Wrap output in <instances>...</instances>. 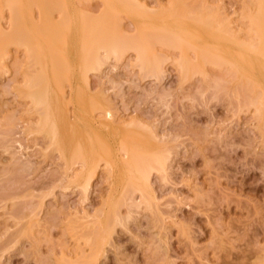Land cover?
I'll use <instances>...</instances> for the list:
<instances>
[{
  "label": "rangeland",
  "instance_id": "374dc122",
  "mask_svg": "<svg viewBox=\"0 0 264 264\" xmlns=\"http://www.w3.org/2000/svg\"><path fill=\"white\" fill-rule=\"evenodd\" d=\"M79 1L69 3L72 10L76 5L73 19L86 13L77 14V4L87 11L86 17L88 13L91 17L102 14L101 19L97 16V20L90 19L99 26L102 24L98 22H105L106 28L114 32L115 41L124 39L126 36L122 34H125L135 38L138 44L153 45L149 47L163 59L162 71L158 73L154 66L143 67L136 57V49L128 47L120 50L117 57L105 49L100 50L102 64L91 68L89 65L94 64L83 62L79 49L80 40L84 39L80 34L83 28L65 39L64 32L61 33L65 20L59 13L62 6L59 4L57 9L56 5L55 15L51 13L59 18L53 20L56 26L51 25L52 16H47L48 23H45L37 6V21L41 18L46 29L42 30L37 22L38 30H42L40 33L37 30V44L41 46L37 47V79L40 80H37V89H43L45 95L46 87H50L51 112L44 103L38 106L43 105L45 114L38 106L39 111L35 112L37 109L30 105V99L21 95L27 53L12 44L14 51L17 48L14 58L12 51L0 68V264H85L90 259L94 264H264V120L259 119L254 105H247V96L244 103L245 94L239 93L242 85L238 91L236 83L239 82L230 81L231 73L226 76V64L225 67L222 62L204 64L197 55L200 47L190 45L189 50L180 49L173 44L170 33V39L168 36L165 39L171 41L170 45L168 40L164 42L165 36H159L161 29L166 31L168 26L175 24L182 26V20L195 26L197 21L191 14L197 16L203 11L211 16L230 17L234 28L239 29L247 7L244 3L249 0ZM109 11L114 16H110ZM186 11H189L187 16L190 15L187 19ZM176 12L180 15L184 12V16ZM80 17L76 21L80 19L81 23L84 18ZM7 22L6 18L5 28H8ZM84 24L80 25L84 27ZM134 25H138L137 28ZM150 26L154 34L150 32L152 36L148 37ZM198 28L192 29L198 32ZM95 29L93 26L91 31L94 33ZM117 31L120 36L115 39ZM49 32L55 44L48 37ZM137 33L142 34L144 40ZM47 39L49 43L45 42ZM59 39H65L67 46ZM129 40L121 41L122 47L123 44L126 47ZM84 41L87 45L90 42ZM41 43H47L48 48L50 43L54 46L47 51ZM82 45L85 47L84 43ZM91 46L87 54L92 52ZM43 51L47 53L44 55ZM49 51L57 57L53 62L63 57L61 61L66 64L61 62L57 70L55 64L59 62H51L53 53ZM85 58L87 55L83 60ZM185 58L193 63L189 68L179 63ZM80 60L91 69L83 71ZM224 76L227 81L223 80ZM86 80L90 82L89 88L83 84ZM47 111L52 120L46 125ZM56 112L64 116H56ZM39 113H43L42 120ZM52 121L60 147L52 135L45 132L53 128ZM103 138L118 158L124 154L121 159L126 160L129 155L126 153L135 152L145 155H141L142 160L149 156L147 159L153 161L150 155L152 158L159 155L163 164L144 168L148 185L140 188L137 184L139 171L129 172L125 168L126 173L124 167H108V170L101 160V165L90 177L88 189L84 188L76 178L78 171L84 170L83 159L77 156L73 159L72 151L81 143L87 147L86 151L95 146L97 157H100L105 153ZM96 143L101 146L97 144L96 147ZM98 240L102 247L96 254Z\"/></svg>",
  "mask_w": 264,
  "mask_h": 264
},
{
  "label": "bare ground",
  "instance_id": "6f19581e",
  "mask_svg": "<svg viewBox=\"0 0 264 264\" xmlns=\"http://www.w3.org/2000/svg\"><path fill=\"white\" fill-rule=\"evenodd\" d=\"M77 1H79V0H76V2ZM84 1V0H83ZM110 1V0H109ZM114 0H112V2H113ZM119 1V0H118ZM118 1H116L117 2V4H118ZM121 1V0H120ZM119 1V2H120ZM126 0H122V2H125ZM128 1H130V0H128ZM133 1V0H132ZM131 1V2H132ZM61 2V3H60ZM71 2V0H0V68L1 67H3V65L1 66V63L2 64H4V62H7L6 60L9 58V55L11 54V52H12V59L14 58V56H13V54H14V52L17 50V48H15L16 50L14 51V49H12L11 48V45L12 44H15L18 48L19 47H22V49H24L25 50V52L27 53V56H26V58H27V60H28V62H27V66L25 67V71H24V75H25V78H24V76H23V78H24V85L25 86H21V87H24V89H20V92H23V93H21V95H23L24 94V96H26L28 99H30L29 101L31 102L30 103V105L31 106H34V109H37L38 107L39 108H42L43 109V105L42 106H38V104H40V103H44L45 104V107H46V109H48L49 111H50V108H51V103H50V98H51V96H49V88H47L46 87V89H45V95H43L42 93H43V89H40V91H39V89H37V88H39V87H37V80H39V79H37V60H38V57H37V47H39L40 46V44L38 45L37 44V30H38V28H37V22L39 21H37V17L39 16V13L37 12V10H38V8H39V12L41 13V16L43 17L42 19L43 20H45V23H48L47 21H46V17L48 16H52L54 13H53V11L56 9V5H57V9H59L60 7H59V4H60V6H62V8L60 9V10H62V12L61 11H59V13H60V15L61 16H63L62 17V19H63V21L65 20V23H63L62 24V29L61 30H63L62 32L61 31H59V32H61V33H63L64 32V38L65 39H67V37L68 38H70V37H72L75 33H77L79 30H81L82 28V30H81V33L80 34H83L82 36L84 37V39H82V40H80V42H81V44H80V46H79V49L81 48V51H82V61L84 62V61H86L87 63H90V61H91V63L92 64H94V65H89L91 68H95L96 66H101V64H102V62L101 61H103L102 60V57L103 56H101L100 57V55H102L100 52H102V51H100V50H102V49H105L104 51H106V52H108L109 54L110 53H112L114 56H118L119 55V53L122 51V50H124V49H126L127 47L130 49V48H132V49H136V52H138V54H137V56L136 57H138L139 58V61H140V63L142 64V66L144 67V66H146V65H149V66H154L153 68H155V71H158V73L159 72H161L162 71V67H163V59H162V57H161V55L160 56H157L156 54H158V52H156L155 50L153 51V45L151 46L150 44H138L137 42H136V40L134 41V39H132L133 37L132 36H130V35H125V34H122L123 35V37H128V38H130L131 37V39L129 40V39H127V40H129V42H130V44H129V42H128V45H130V46H126L125 47V44H123L124 45V47H122V43H126L127 42V40H126V37L123 39H121V41H122V43H121V41L120 40H117L116 39V37H118V36H120V35H118L119 34V32L116 34H114L115 36H114V38L116 39V41L113 39V37H112V35H113V33L114 32H112V30H110V29H108V28H106V26H107V24H105V22H98V23H100V24H102L101 26H99V25H96L94 22H95V20H97V18H96V16H92L95 20L93 21V19H90V18H92L91 17V14L90 13H88V16L86 17V13H87V11L86 10H83L84 8H83V6L82 5H80L79 6V4H77L78 5V10H80V11H78L77 9V14H78V12H79V14L80 15H82L81 14V12L83 11H85L83 14V16H85V17H80V16H78V17H80V18H84L83 19V23H85L84 25V27H83V25L81 26L80 24H83L82 22L80 23V19H79V22L78 21H76L77 20V18L78 17H76V19H73V17H74V15H75V11H73L75 8H76V5H75V7H74V9L72 10L71 8H70V3ZM74 2H75V0H74ZM75 2V3H76ZM82 2V1H81ZM130 2V3H131ZM63 3V4H62ZM78 3V2H77ZM79 3H80V1H79ZM113 3H115V2H113ZM121 3V2H120ZM126 3V2H125ZM69 4V5H68ZM131 4H133V3H131ZM180 4V3H179ZM178 4V5H179ZM73 5V6H74ZM106 5H108L107 3H106ZM113 5V4H112ZM139 5V4H138ZM141 5V4H140ZM247 7H246V6ZM37 6H38V8H37ZM51 6V7H50ZM72 6V5H71ZM125 6H127V5H125ZM55 7V8H54ZM59 7V8H58ZM111 7V6H110ZM109 7V8H110ZM136 7V6H135ZM138 7V9H139V6H137ZM179 7V6H178ZM244 7H246L245 9H244V13H243V17H244V21H243V23L241 24V26H239V29H238V27H236V28H234V26H233V20H231L232 18H230V17H222V16H219L218 14L216 15H210L209 13H206V10H205V13L206 14H204V11H203V13L201 12L200 14H198L197 16H196V14H191V17H194L195 18V20L197 21V22H195L194 24H195V26L193 25V27L191 26V23L190 22H188L187 20H184L185 22L183 23V20H182V22H181V24H187V26H184V27H182V26H180V25H178V24H175V25H171V26H168V29L165 31V28L162 30L161 29V31H164L163 33L161 32H159V36H160V38H163L164 36V38H163V40H164V42L166 41L167 42V40H165L167 37L166 36H173V40H174V42H173V44H175L177 47H179L180 49H185V50H187L188 49V47H190V45H193L194 46V48L196 47L197 49L200 47L201 49L198 51L199 52V54H197L198 56H200V59H201V61H203L204 62V64H205V62H211V63H215V64H221V62L222 63H224V67H225V64H226V70L228 71H225V73H227L226 74V76L229 74L230 75V73H231V77L232 78H230V81L232 80V79H234V80H236V81H238L239 82V84L238 83H236L238 86H239V88H237V86H236V88L238 89V91L240 90V86L242 87V89H243V91H242V89H241V91H239V93H241L242 92V94L244 93L245 95L243 96V98L245 99V97H246V99L248 100V103L249 104H247V105H250V104H252V105H254L255 106V109H256V113L258 114V116L260 117H258L260 120H264V0H249V1H246V3H244ZM50 8V9H49ZM52 8H54V9H52ZM73 8V7H72ZM81 8H82V10H81ZM121 8H122V6H121ZM125 8V7H124ZM123 8V10H126V9H124ZM134 8V7H133ZM142 7H140V9H141ZM169 8H171V7H169ZM52 9V10H51ZM137 8H136V10H138ZM165 9V8H164ZM164 9H163V11H164ZM178 9L179 8H177V10H175V11H178ZM108 10H110V9H108ZM107 9H106V11H108ZM122 10V11H123ZM166 10V9H165ZM56 11V10H55ZM120 11V10H119ZM139 11V10H138ZM180 11V10H179ZM183 10H181V12H182ZM7 12V13H6ZM113 12V11H112ZM121 12V11H120ZM119 12V13H120ZM128 13H129V11H127ZM51 13H53V14H51ZM57 13V12H56ZM162 13H164V12H162ZM162 13H160V14H162ZM174 13V12H173ZM177 13V12H176ZM58 14V13H57ZM77 14H76V16H77ZM109 15H110V11H109V13H108ZM178 15H180L179 13H177ZM183 14H184V12H183ZM182 13H181V15H183ZM187 14H189V11L187 12L186 11V15H185V17H186V19H187V17L188 16H190V15H188L187 16ZM38 15V16H37ZM55 15V14H54ZM106 15V14H105ZM166 15V14H165ZM164 15V16H165ZM175 15V14H174ZM173 15V16H174ZM180 15V16H181ZM193 15V16H192ZM60 16V17H61ZM102 14H101V16H97L98 18H102ZM110 16H114L112 13H111V15ZM133 16V15H132ZM141 16V15H140ZM150 16V15H149ZM184 16V15H183ZM45 17V18H44ZM55 17V16H54ZM53 16L51 17V25L53 24V25H55L56 26V24L55 23H53V22H56V21H53V20H55L56 19V17L54 18ZM159 17V16H158ZM182 17V16H181ZM6 18L8 19V28H5V23H4V20H6ZM54 18V19H53ZM146 18V17H145ZM153 18V17H152ZM162 18V17H161ZM164 18V17H163ZM162 18V19H163ZM189 18V17H188ZM59 18L57 17V19L56 20H58ZM143 19V18H142ZM149 20L151 19V18H148ZM155 19V18H154ZM48 20H49V18H48ZM61 20V19H60ZM87 20V21H86ZM193 20V19H192ZM62 21V22H63ZM91 21H93V23H92V25H91ZM100 21V20H99ZM102 21V20H101ZM174 21H175V19H174ZM40 22V23H39ZM38 23H39V27L42 29V30H44L45 28H44V25L42 24V20H41V18H40V21H39ZM89 22V23H88ZM143 22V21H142ZM153 22V21H152ZM190 24H188V23ZM58 23H61V21L60 22H58ZM78 23H79V25H78ZM88 23V24H87ZM105 25H104V24ZM140 23V22H139ZM173 23V22H172ZM90 24V25H89ZM93 24H95L97 27H95V25H93ZM137 24V23H136ZM193 24V23H192ZM52 25V26H53ZM90 26V27H88L87 28V26ZM170 25V24H169ZM46 26H48V24L46 25ZM93 26H94V29L95 28H97V29H95L94 31V33H93V31H91L92 30V28H93ZM102 26H104V27H102ZM135 26V25H134ZM138 26V25H137ZM137 26H135L136 28H137ZM144 28H147V27H145L144 25H142ZM173 26L175 27H177V28H173ZM188 26H190L191 27V29L192 28H197V27H199L200 28V30H198V32H194V30L192 31L191 29H190V27H188ZM7 27V26H6ZM49 27V26H48ZM48 27H47V31H49L48 30ZM82 27V28H81ZM99 27V28H98ZM101 27V28H100ZM108 27V26H107ZM151 27V26H150ZM163 27V26H162ZM171 27V28H170ZM187 27V28H186ZM44 28V29H43ZM58 28V27H57ZM79 28H81V29H79ZM104 28V29H103ZM135 28V29H136ZM139 28V27H138ZM143 28V29H144ZM152 28H153V26L151 27V29L150 28H148V29H150V30H152ZM158 28V27H157ZM170 28V29H169ZM41 29H39V30H41ZM55 30H56V28H54ZM76 29V30H75ZM85 29H87V30H85ZM101 29H102V31H101ZM189 29V30H188ZM38 30V32L40 33V31ZM41 30V31H42ZM46 30V29H45ZM141 31V29H136V31H138V32H140ZM149 30V36L148 37H151L152 36V34H154V29L152 30V31H150ZM190 30L192 31V33H190L189 34V32H190ZM196 30V31H197ZM88 31H91V36H88V34H89V32ZM110 31V32H109ZM45 32V31H44ZM80 32V31H79ZM107 32H109V33H107ZM111 32H112V34H111ZM143 32V31H142ZM146 32V31H145ZM152 34H151V33ZM188 32V33H187ZM43 33V32H42ZM47 33V32H46ZM46 33H45V35L43 34L42 35V37L43 36H46ZM60 33V34H61ZM148 33H144V35L145 34H147L148 35ZM165 33H167L168 35H166ZM169 33L171 34V35H169ZM189 35H187V34ZM94 36H93V35ZM121 34V33H120ZM140 34V33H139ZM138 33H137V35H139ZM157 35H158V33H156ZM90 35V34H89ZM110 35V36H109ZM122 35H121V37H122ZM140 35H142V34H140ZM147 35H146V37H147ZM163 35V36H162ZM51 37L50 39H51V41H53V35L51 34V32H49V35H48V37ZM81 36V37H82ZM155 36V35H154ZM159 36H157V38L159 37ZM41 37V38H42ZM81 37H80V39H81ZM90 37V38H89ZM95 37V38H94ZM111 37V38H110ZM156 37V36H155ZM188 37H189V39H190V41L188 40ZM44 38V37H43ZM75 38V37H74ZM88 38V39H87ZM141 38V37H140ZM139 38V39H140ZM142 38H143V35H142ZM46 39V38H45ZM64 39V41H62L61 39H59V40H61L62 42H64V44L66 43V46H67V41ZM73 39V38H72ZM79 39V38H78ZM139 39H138V42H139ZM147 39V38H146ZM151 39V38H150ZM149 39V40H150ZM154 39V38H153ZM169 39H170V37H169ZM74 40V39H73ZM84 40H86V41H92L93 40V43H90L89 42V44L87 45V43L84 41ZM131 40H133L134 41V43L132 44V42L133 41H131ZM143 40H144V38H143ZM40 41V40H39ZM57 41V40H56ZM78 41V40H77ZM120 41V42H119ZM126 41V42H125ZM42 42H44V40L42 41ZM45 42H50L49 41V39H47V41H45ZM44 42V43H45ZM84 43V45H85V47L82 45L83 43ZM141 42V41H140ZM146 42V41H145ZM165 42V43H166ZM171 41H169L168 40V44L170 43ZM198 42H200V44L198 43ZM39 43V42H38ZM53 43H54V41H53ZM143 43V42H142ZM147 43H149V42H147ZM202 43V44H201ZM42 44V43H41ZM55 44V43H54ZM94 44V45H93ZM163 44V43H162ZM170 44H172V43H170ZM169 44V45H170ZM199 44V45H198ZM38 45V46H37ZM43 45V44H42ZM49 45V48H48V46H47V43H46V45L44 44L43 46H45V48H47L46 50L48 51V49H50V50H52L51 48V46H54V45H51V43L50 44H48ZM71 45H73V43L71 44ZM76 45V44H75ZM92 45V46H91ZM145 45H146V47L147 48H149V50L151 51V52H154L153 54H151L150 53V51H148V49L145 47ZM82 46H83V48H82ZM91 46V50H92V52L90 53V54H87L86 53V50H89V48L88 47H90ZM121 46V47H120ZM149 46H151V47H149ZM167 46V45H166ZM172 46V45H171ZM175 46V47H176ZM201 46H203V47H201ZM60 47V46H59ZM87 47V48H86ZM172 47H174V46H172ZM192 47V46H191ZM41 48V46L39 47V49ZM71 49H72V46L70 47ZM74 48V47H73ZM123 48V49H122ZM152 50H151V49ZM179 48H177V49H179ZM193 48V47H192ZM22 49H21V51H22ZM54 49H55V47H54ZM82 49H84V50H82ZM155 49V48H154ZM74 50H76L75 48H74ZM90 50V51H91ZM121 50V51H120ZM189 50V49H188ZM191 50V49H190ZM194 50V49H193ZM47 51L45 52V54L47 53ZM57 51V50H56ZM71 51V50H70ZM50 52V51H49ZM156 52V53H155ZM182 52V51H181ZM189 52V51H188ZM24 53V52H23ZM41 53V52H40ZM39 53V54H40ZM51 53V52H50ZM53 53V56L51 55ZM50 55L52 56V61L51 62H53V58L54 57H56V55L54 56V52H52ZM60 53V52H59ZM86 53V54H85ZM93 53V54H92ZM103 53V52H102ZM107 53V54H108ZM150 54V56H149V54ZM43 54H44V51H43ZM44 54V55H45ZM156 56H155V55ZM187 54V53H186ZM189 54V53H188ZM62 55V54H61ZM61 55H57L58 57H59V59L61 58ZM84 55H85V57H86V55H87V58H85L84 60H83V57H84ZM89 55V56H88ZM154 55V56H153ZM159 55V54H158ZM190 55V54H189ZM50 56V57H51ZM92 56V57H91ZM151 56H153V57H151ZM191 56V55H190ZM218 56V57H217ZM194 57V56H193ZM192 57V58H193ZM196 57V56H195ZM215 57H217V59L215 58ZM25 58V59H26ZM57 58V57H56ZM191 58V59H192ZM218 58H219V60H218ZM62 60H64L63 59V57L61 58ZM61 59H60V61L57 59L56 61L57 62H59L58 64L56 63H54V62H56V61H54L53 63L56 65V69L58 70V68H60L59 66H57V65H59L61 62L62 63H64L65 61H61ZM88 59H90V60H88ZM54 60H55V58H54ZM215 60V61H214ZM73 61V60H72ZM81 61V60H80ZM81 61V62H82ZM89 61V62H88ZM93 61V62H92ZM191 61V60H190ZM187 58H185L183 61H178L184 68H189V66L190 65H192L193 63H191ZM218 61H220L219 63H217ZM83 62H82V65H81V63H80V67L82 68V70L83 71H86L87 69H89L90 67L88 66V68H87V66L85 65V64H87L86 62H85V64L83 65ZM16 63V62H15ZM52 63V64H53ZM62 63H61V65H62ZM90 63V64H91ZM178 63V64H179ZM196 63V62H195ZM40 64V63H39ZM65 64H66V62H65ZM65 64H63L64 65V67H66V65ZM67 64H68V62H67ZM151 64V65H150ZM154 64V65H153ZM210 64V63H209ZM5 65H7L6 63H5ZM68 65H70V64H68ZM68 65H67V67H68ZM180 65V66H181ZM208 65V64H207ZM206 65V66H207ZM84 66V67H83ZM94 66V67H93ZM196 66H198V65H196ZM218 66V65H217ZM7 67V66H6ZM23 67V66H22ZM61 67H63V66H61ZM63 67V68H64ZM208 67V66H207ZM219 67V66H218ZM222 67V66H221ZM223 67V68H224ZM24 68V67H23ZM39 68V67H38ZM53 68V67H52ZM86 68V69H85ZM90 68V69H91ZM192 68V67H191ZM200 67H198V69H199ZM215 68V67H214ZM2 69V68H1ZM65 69V68H64ZM68 69V68H67ZM194 69H196V67H194ZM193 69V71H195ZM42 70V69H41ZM53 70H54V68H53ZM57 70H55V71H57ZM201 70V69H200ZM219 70H221V69H219ZM1 71V70H0ZM4 71V70H3ZM54 71V72H55ZM61 71V70H60ZM81 71V70H80ZM192 71V72H193ZM196 71H198V70H196ZM68 72V71H67ZM202 72V71H201ZM223 72V71H222ZM4 73V72H3ZM1 74H2V71H1ZM59 74H60V72H59ZM61 74H63V73H61ZM40 75V74H39ZM42 75H44V74H42ZM64 75V74H63ZM62 75V76H63ZM83 75H85V73L83 74ZM208 75V74H207ZM21 76V75H20ZM85 76H87V75H85ZM223 76V75H222ZM22 77V76H21ZM41 77V76H40ZM64 77V76H63ZM207 78L209 77V76H206ZM66 78V77H65ZM205 78V77H204ZM223 78V77H222ZM41 79V78H40ZM61 79V78H60ZM86 79H88V78H86ZM218 79V78H217ZM225 79V76H224V78H223V80ZM21 80H22V78H21ZM20 80V81H21ZM27 80V81H26ZM53 80V79H52ZM207 80V79H206ZM210 80V79H209ZM213 80H215V79H213ZM222 80V79H221ZM226 81L228 80V79H225ZM233 80V81H234ZM62 81V80H61ZM82 81H85L84 79H83V77H82ZM220 81V80H219ZM232 81V82H233ZM39 82H40V80H39ZM63 82V81H62ZM221 82V81H220ZM222 83H224V82H222ZM228 83V86H229V82H227ZM83 84H86V87H88L89 88V85H90V82L88 81V80H86V82H84ZM216 84H218V81H217V83ZM235 84V83H234ZM241 84V85H240ZM48 85V84H47ZM77 87H79L78 86V84L76 85ZM216 86V85H215ZM217 86H219V84L217 85ZM221 86H222V84H221ZM231 86V85H230ZM229 86V87H230ZM64 87V86H63ZM82 87V86H81ZM40 88H42V87H40ZM220 88H223V86L222 87H220ZM225 88V87H224ZM232 88V87H231ZM245 88V89H244ZM52 89V88H51ZM78 90H80V88H77ZM82 89V88H81ZM229 89V88H228ZM38 90V91H37ZM84 90V89H83ZM232 90H234L233 88H232ZM63 91V90H62ZM238 91H237V94H238ZM246 92V93H245ZM40 93V94H39ZM48 93V94H47ZM53 94V93H52ZM57 96H58V94H60V93H58L57 94V92L55 93ZM88 94V93H87ZM19 95V94H18ZM42 95H43V97H42ZM61 95L62 94H60V98L61 99H64L63 98V96L61 97ZM77 95V94H76ZM241 95V94H240ZM38 96V97H37ZM52 96H54V95H52ZM81 96V95H80ZM242 96H240V97H242ZM248 96H249V98H248ZM22 97V96H21ZM65 98H66V96H64ZM89 97V96H88ZM242 98V99H243ZM244 99H243V101H244ZM245 99V101H244V103L245 102H247V100ZM51 100H53V98L51 99ZM27 101V103H29L28 102V100H26ZM61 102V101H60ZM55 104V103H54ZM56 104H57V102H56ZM242 104H243V102H242ZM99 105V104H98ZM28 106V105H27ZM38 106V107H37ZM244 106V105H243ZM29 108H30V106H28ZM27 107V109H29ZM55 107V106H54ZM69 107V106H68ZM251 107V106H250ZM32 108V107H31ZM101 108H102V106H101ZM26 109V110H27ZM33 108L31 109L32 110V112H34L35 110H34ZM56 109V108H55ZM98 109V108H97ZM103 109H104V107H103ZM255 109H253L254 111H255ZM44 111H43V113L45 114V109H43ZM96 110V109H95ZM30 111V110H29ZM37 111H39L38 109L35 111V112H37ZM56 111V110H55ZM106 111V110H105ZM31 112V111H30ZM30 112H29V114H30ZM41 112V111H40ZM48 112V111H47ZM51 112V111H50ZM52 112H53V110H52ZM94 112V111H93ZM93 112L91 113V114H93ZM109 112L110 111H107V113L109 114ZM43 113H39V116H41L40 117V119L43 117ZM57 114H56V116H59V117H61V116H64V114L63 115H59L60 114V112L58 113V112H56ZM66 113V112H65ZM111 113V112H110ZM54 114V113H53ZM71 114V113H70ZM106 114V113H105ZM105 114H102V115H105ZM107 114V115H108ZM256 114V115H257ZM35 115H37V114H35ZM97 115V114H96ZM96 115H95V117H96ZM101 115V116H102ZM106 115V116H107ZM111 115V114H110ZM46 116V119H47V121H46V125L49 123V122H51V120H52V118L50 117V115H49V112H48V115H45ZM91 116V115H90ZM93 116H94V114H93ZM109 116V115H108ZM31 117H33V115H31ZM35 117V116H34ZM65 117H69V119H70V116H68V114H65ZM92 117V116H91ZM109 117H111V116H109ZM44 118V117H43ZM56 118V117H55ZM72 118V117H71ZM94 118V117H93ZM93 118L90 120V121H93ZM108 118V117H107ZM113 118V117H112ZM34 119V118H33ZM39 119V118H38ZM38 119L37 120H35V121H37V123H38ZM95 119V118H94ZM114 119V118H113ZM42 120V119H41ZM96 120V119H95ZM99 120V119H98ZM112 120V119H111ZM40 122V121H39ZM96 122V121H95ZM263 122V121H262ZM93 123V122H92ZM32 124V123H31ZM51 124H53V128L52 129H46L47 131H45V132H49L50 133V135H52V137H53V139L58 143V135H57V131H56V129H55V126H54V123H53V121H52V123ZM263 124V123H262ZM39 125V124H38ZM35 126H37V124L35 125ZM35 126H32V127H35ZM40 127V126H39ZM105 128V127H104ZM107 129H108V127H107ZM106 129V130H107ZM87 134H88V136H89V133L87 132ZM95 134V133H94ZM98 134V133H97ZM99 135V134H98ZM100 136H102V135H100ZM89 137H91V135L89 136ZM104 139V138H103ZM106 139V138H105ZM104 139V140H105ZM53 140V141H54ZM96 140V139H95ZM55 141H54V143H55ZM101 141V140H100ZM107 140H105V141H103L102 143H103V146H104V150H105V153L104 154H101L100 155V157H97V156H99L98 154H96V151H98V149L96 150L95 149V146H94V144H92L93 146H94V148L93 147H91V148H89V150H85V148H87V147H84V145L83 144H81V143H78L77 144V148H74V150L76 149V151H72L74 154H75V152H77V155L75 154H73L72 153V156L74 157H72L73 159H77V157H78V159L79 158H82L83 160H82V163H83V166H84V170L83 169H81V172L80 171H78V173H79V175H78V177H76L75 175V177L76 178H78V183L80 182V183H82V185H83V187L84 188H87L88 189V187H89V184H90V181H91V178L90 177H92L91 175H93V173L94 172H96L95 170L97 169V166H100L101 165V160H103L102 162H104V165L105 166H107V168L109 167H111V169L113 168H115V167H117V168H121V169H123V167H124V171H125V168L129 171H134V170H136V172H138V176H137V179H138V182H137V184H138V187H142V186H147L148 185V179H147V177H146V175H145V171H147V170H144V168H146L147 169V167H149V168H151V166L154 168V166L155 165H162L163 164V159L161 160L160 159V156L158 155V157L156 158V156L157 155H154L155 157H151L152 155H150V159H152L153 161H151V160H148L147 158H149V156L147 157V158H143V160L141 159L142 158V156L140 155V154H138V153H135V152H131V153H126V154H129V155H126V160L125 159H121V157H123V155L121 154V152H119L120 154H121V157L120 158H118L117 157V155L113 152L114 150H112V149H110V148H112V146H110V144L108 143V145H109V147H108V145H106L107 143H105ZM49 142H50V140H49ZM97 142V141H96ZM108 142V141H107ZM97 144L98 143H96V147H97ZM58 145H59V147L61 146L60 145V142L58 143ZM91 145V146H92ZM86 146V145H85ZM101 145L100 144H98V147H100ZM124 148V147H123ZM114 149V148H113ZM60 150V149H59ZM73 150V149H72ZM102 150V149H101ZM126 150V149H125ZM159 150V149H158ZM157 150V151H158ZM118 151V150H117ZM121 151H124V149L123 150H121ZM156 151V152H157ZM63 152V151H62ZM127 152H129V150L127 151ZM98 153V152H97ZM103 153V152H102ZM150 154V153H149ZM148 155V154H147ZM146 155V156H147ZM75 156H77V157H75ZM128 156V157H127ZM63 157H65V156H63ZM143 157H145V155L143 156ZM81 160V159H80ZM79 160V161H80ZM71 161V160H70ZM73 161V160H72ZM71 161V162H72ZM150 161V162H149ZM154 161H156L155 162V164H154ZM66 163V162H65ZM152 163L154 164V165H152ZM157 163V164H156ZM67 164V163H66ZM72 165V164H71ZM85 166H87L86 168H85ZM74 167V166H73ZM88 167H90V168H88ZM81 168H82V166H81ZM88 168V169H87ZM106 168V167H105ZM109 168H108V170H109ZM156 168H157V166H156ZM87 169V170H86ZM120 169V170H121ZM107 170V171H108ZM126 170V171H127ZM123 171V170H122ZM125 171V172H126ZM129 171V172H130ZM119 172H121V171H119ZM75 174L77 173V172H74ZM122 173V172H121ZM127 173V172H126ZM109 174V173H108ZM112 175V174H111ZM75 177H74V179H75ZM135 181V180H134ZM130 182V181H129ZM128 182V183H129ZM136 183V182H135ZM129 184H132V183H129ZM133 185V184H132ZM134 186V185H133ZM83 187H82V189H83ZM125 187V186H124ZM137 187V188H138ZM136 188V187H135ZM134 189V188H133ZM144 188H142L141 190H143ZM84 190V189H83ZM124 190V189H123ZM122 194H123V192H122ZM121 197V196H120ZM119 198V197H118ZM109 199V198H108ZM116 199H117V197H116ZM119 200H120V198H119ZM115 201V200H114ZM114 201H112V203L114 202ZM119 202V201H118ZM115 204V203H114ZM110 207L111 206H109V210H110ZM115 207H116V204H115V206H114V210H115ZM112 208V207H111ZM117 208V207H116ZM111 211V210H110ZM116 211V210H115ZM109 212V211H108ZM108 212H107V216H108ZM110 214V213H109ZM106 218H108V217H105V219ZM109 218H110V216H109ZM106 220H108V219H106ZM105 220V221H106ZM106 223L107 222H105L104 223V225L106 226ZM108 227V226H107ZM102 236V235H101ZM103 238V237H102ZM99 240H101L100 238H99ZM99 240L96 242V254H98V252L100 253V250L99 249H101L100 247H102V246H100L101 244L99 243L98 244V242H99ZM103 242V241H102ZM98 246V247H97ZM98 250V251H97ZM85 264H94V260L92 259H90V260H88Z\"/></svg>",
  "mask_w": 264,
  "mask_h": 264
}]
</instances>
